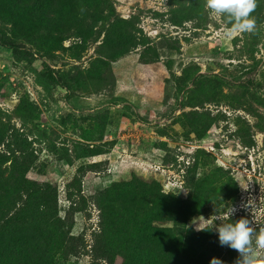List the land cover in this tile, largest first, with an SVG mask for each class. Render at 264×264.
I'll return each mask as SVG.
<instances>
[{"label":"rangeland","instance_id":"1","mask_svg":"<svg viewBox=\"0 0 264 264\" xmlns=\"http://www.w3.org/2000/svg\"><path fill=\"white\" fill-rule=\"evenodd\" d=\"M252 15L241 34L206 0H0V264H236L197 228L251 221L249 197L264 217Z\"/></svg>","mask_w":264,"mask_h":264},{"label":"clouds","instance_id":"2","mask_svg":"<svg viewBox=\"0 0 264 264\" xmlns=\"http://www.w3.org/2000/svg\"><path fill=\"white\" fill-rule=\"evenodd\" d=\"M257 7L258 0H206V11L213 18L221 20L227 31H236L241 34H254L256 32V19L252 13ZM228 26L231 27L228 28ZM241 188L247 191L248 184L241 186ZM181 190L187 192L182 186L178 191ZM240 207L251 211V221L241 217L233 222L230 218L237 211V208L229 205L222 216L211 215V219H205L208 222L197 230L205 231L215 228L220 245L227 246L239 253L236 264H264V230L257 234L253 226L264 217L258 216L252 211L255 207V201L251 197L243 202ZM217 220L220 221L219 224L215 223ZM212 264H223V262L213 258Z\"/></svg>","mask_w":264,"mask_h":264},{"label":"trees","instance_id":"3","mask_svg":"<svg viewBox=\"0 0 264 264\" xmlns=\"http://www.w3.org/2000/svg\"><path fill=\"white\" fill-rule=\"evenodd\" d=\"M54 79H55V77H54ZM56 80V79H55ZM233 250V249H232ZM232 252H234V251H232Z\"/></svg>","mask_w":264,"mask_h":264}]
</instances>
